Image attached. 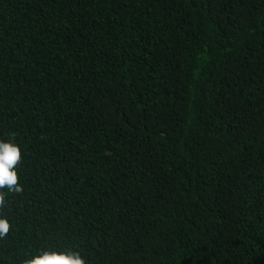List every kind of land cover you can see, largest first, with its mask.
<instances>
[{"label": "trees", "instance_id": "obj_1", "mask_svg": "<svg viewBox=\"0 0 264 264\" xmlns=\"http://www.w3.org/2000/svg\"><path fill=\"white\" fill-rule=\"evenodd\" d=\"M0 264H264V0H0Z\"/></svg>", "mask_w": 264, "mask_h": 264}, {"label": "clouds", "instance_id": "obj_2", "mask_svg": "<svg viewBox=\"0 0 264 264\" xmlns=\"http://www.w3.org/2000/svg\"><path fill=\"white\" fill-rule=\"evenodd\" d=\"M21 161V150L12 142L0 141V208L5 205L3 191L20 193L22 186L18 183L16 166ZM9 221L0 216V239L9 232ZM27 264H86L81 254L76 251H41L27 261Z\"/></svg>", "mask_w": 264, "mask_h": 264}]
</instances>
